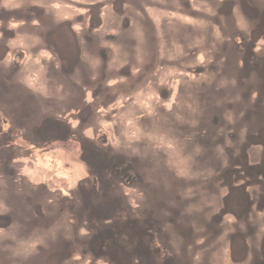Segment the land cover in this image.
<instances>
[{
	"label": "rangeland",
	"instance_id": "374dc122",
	"mask_svg": "<svg viewBox=\"0 0 264 264\" xmlns=\"http://www.w3.org/2000/svg\"><path fill=\"white\" fill-rule=\"evenodd\" d=\"M12 76L0 264H264V0H0Z\"/></svg>",
	"mask_w": 264,
	"mask_h": 264
},
{
	"label": "trees",
	"instance_id": "16d2710c",
	"mask_svg": "<svg viewBox=\"0 0 264 264\" xmlns=\"http://www.w3.org/2000/svg\"><path fill=\"white\" fill-rule=\"evenodd\" d=\"M7 83L8 86H3V84H0V93L3 91H9V95L6 97L5 100H3L1 98L0 95V116L4 117V114L7 113L10 116H12L19 124H15L13 122H10V120L7 117H4L3 119H7L6 122H4V120L2 119V124H3V128H4V132H5V136H2L3 140L0 144V151L4 152V153H14L13 150L18 149L17 146H13L12 142V138L6 133V132H11L16 128V125H19L21 127H26L30 130H32L36 135L40 134L39 132H41V126L40 127H33V122L34 120L31 119V115L28 113V115L26 116H20V109L21 108H17L15 106H13L12 103L14 102H18V94L16 92V78H14L13 76L10 78H7ZM11 86V87H10ZM26 97H29V93H27ZM39 121V120H38ZM37 121V123H38ZM21 123V124H20ZM47 125V123H46ZM61 125L57 124L55 125H51L48 128L52 129L55 135L54 137L59 136V134L61 133ZM45 127V126H44ZM56 127V128H55ZM55 128V129H54ZM67 132V131H66ZM41 137V136H40ZM0 138V139H2ZM42 138V137H41ZM43 140V139H42ZM45 141V139L43 140ZM47 143H52V138H50V141L47 140L45 141ZM4 162V161H3Z\"/></svg>",
	"mask_w": 264,
	"mask_h": 264
},
{
	"label": "flooded vegetation",
	"instance_id": "af4514ba",
	"mask_svg": "<svg viewBox=\"0 0 264 264\" xmlns=\"http://www.w3.org/2000/svg\"><path fill=\"white\" fill-rule=\"evenodd\" d=\"M52 46H53V48L51 49V50H55V49H57V48H61L62 49V47H61V45L59 44V42H57L55 39H54V44H52ZM63 50V49H62ZM52 52V51H51ZM65 53V52H64ZM67 54L68 53H65V56L67 57ZM67 61H69L68 59H67ZM0 95H1V98L3 99V100H5L6 99V97L9 95V91H3V92H1L0 93ZM1 109V108H0ZM31 119H33L34 120V122H33V126H34V128H36L37 127V121H38V119L34 116V114H31V117H30ZM4 120V122H6L7 121V119H3ZM46 123H47V125L45 124V127L42 129V131L41 132H39L40 134H38L37 135V137H38V139L39 140H41V141H43L44 139H45V141H47V140H49L50 141V137H52L53 136V134H54V132H53V130L52 129H50V128H48L49 126H51V125H54L53 123H51V121H49V120H46ZM59 125H61V124H59ZM82 126H84L85 125V123H83V124H81ZM15 129H17V130H20V126L19 125H16V128ZM14 129V130H15ZM68 129H70V127L68 128ZM68 129H67V127H66V125H64L62 128H61V134H62V136L64 135V133H66V131H68ZM12 132V131H11ZM6 133H10V132H6ZM67 135V134H66ZM2 136H5V132H4V128H3V125H1L0 124V138H2ZM42 138H41V137ZM4 138V137H3ZM3 138L2 139H0V144H1V142H2V140H3ZM43 139V140H42ZM36 141V142H38V143H47V142H45V141H43V142H40V141ZM12 142V144H13V146H17L13 141H11ZM35 144V143H34ZM18 148H19V146H17ZM14 153H4V152H1L0 151V159H1V162H3V161H5V157H7V158H10V159H13V157H14ZM87 155H88V162H96L97 160H101V158H97V156L95 155V153L94 152H92V153H87ZM105 159L104 158H102V161H104ZM82 183H83V181H81Z\"/></svg>",
	"mask_w": 264,
	"mask_h": 264
}]
</instances>
